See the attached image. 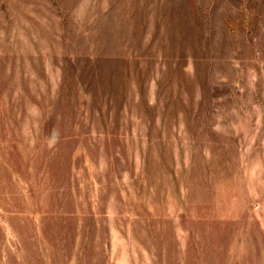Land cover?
I'll list each match as a JSON object with an SVG mask.
<instances>
[{
    "label": "rangeland",
    "instance_id": "obj_1",
    "mask_svg": "<svg viewBox=\"0 0 264 264\" xmlns=\"http://www.w3.org/2000/svg\"><path fill=\"white\" fill-rule=\"evenodd\" d=\"M0 264H264V0H0Z\"/></svg>",
    "mask_w": 264,
    "mask_h": 264
}]
</instances>
